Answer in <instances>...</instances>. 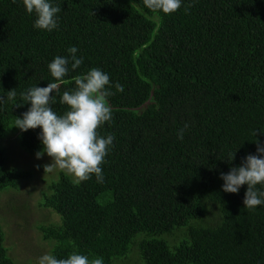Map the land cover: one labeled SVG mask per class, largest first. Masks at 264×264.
Wrapping results in <instances>:
<instances>
[{
	"label": "trees",
	"instance_id": "trees-1",
	"mask_svg": "<svg viewBox=\"0 0 264 264\" xmlns=\"http://www.w3.org/2000/svg\"><path fill=\"white\" fill-rule=\"evenodd\" d=\"M50 3L61 11L48 32L34 28L22 0H0V97L17 93L0 104V194L32 174L10 162L2 142L15 136L31 155L42 148L40 128L13 127L31 106L17 107L20 94L57 82L48 65L71 47L83 63L68 65L53 111L68 110L60 99L73 77L100 69L115 94L107 97L112 120L97 131L115 139L102 183L93 175L76 184L60 170L48 181L38 206L57 220L35 226L48 254L103 264L135 251L138 264H264V205L244 209L247 185L225 193L220 178L256 154L255 139L264 146V0H182L168 15L143 0ZM0 264H15L1 229Z\"/></svg>",
	"mask_w": 264,
	"mask_h": 264
},
{
	"label": "clouds",
	"instance_id": "clouds-1",
	"mask_svg": "<svg viewBox=\"0 0 264 264\" xmlns=\"http://www.w3.org/2000/svg\"><path fill=\"white\" fill-rule=\"evenodd\" d=\"M22 3L28 14L35 13L34 28L48 32L57 28L56 17L61 11L59 6H53L50 0H22ZM143 3L152 11H162L168 15L180 9L182 0H143ZM77 52L76 47H71L67 57H56L48 65L51 76L57 82H50L46 87H31L20 94L23 103L17 107L23 104L31 106L22 118H15L13 127L21 132L41 129L38 139L42 148L36 153V158L40 159L46 154L51 159L50 164L43 166L45 173L59 169L71 175L76 184L95 175L97 182L102 183L104 176L101 165L115 139L111 134L99 136L97 131L112 120L107 97L115 93L106 87L110 85L109 75L93 68L86 74L73 77L75 88L63 92L60 99V103L66 105L68 110L63 115H57L51 106L55 102L54 91L69 72L68 65L71 64V69L75 70L83 63L82 58H77ZM114 87L117 92L124 91L123 85L119 83ZM16 95L15 89L8 91L6 98L0 97V104L13 101ZM187 128L186 123L178 132V139H183ZM257 131L252 132L254 137ZM253 143L256 144V154L246 155L240 166L232 167L227 174L221 173L220 176L224 181L222 191L225 193L236 194L241 186L247 185L243 200L244 209L247 210H255L257 206L264 205V191L257 188L258 185H264V146H261L258 139ZM235 153L230 154L231 161ZM38 264H103V260L96 258L90 261L87 256L74 252L66 259L45 254L39 258Z\"/></svg>",
	"mask_w": 264,
	"mask_h": 264
},
{
	"label": "rangeland",
	"instance_id": "rangeland-1",
	"mask_svg": "<svg viewBox=\"0 0 264 264\" xmlns=\"http://www.w3.org/2000/svg\"><path fill=\"white\" fill-rule=\"evenodd\" d=\"M2 146L8 151L12 164L32 172L29 179L20 182L18 191L0 194V229L4 234V246L15 264H32L41 256L48 254L50 243L42 241L35 226L39 222L57 220V215L40 208L38 203L43 193L47 191L48 181L59 169L45 173L40 168L50 164L51 159L46 154L37 159L36 154L25 153L19 147L15 136L5 139ZM130 256L127 260L114 264H138L136 251L131 258ZM93 259L89 258L90 261Z\"/></svg>",
	"mask_w": 264,
	"mask_h": 264
}]
</instances>
